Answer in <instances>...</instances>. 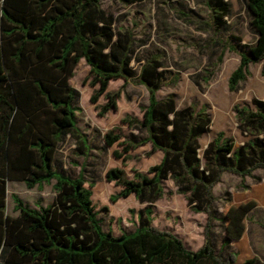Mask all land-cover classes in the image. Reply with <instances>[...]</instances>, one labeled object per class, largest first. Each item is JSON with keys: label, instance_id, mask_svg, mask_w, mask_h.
<instances>
[{"label": "trees", "instance_id": "trees-1", "mask_svg": "<svg viewBox=\"0 0 264 264\" xmlns=\"http://www.w3.org/2000/svg\"><path fill=\"white\" fill-rule=\"evenodd\" d=\"M207 6L215 29L224 28L231 15L229 1L208 0ZM248 9L257 41L240 53L230 92L241 89L252 64L264 61V0H248ZM136 51L134 34L116 28L102 0H0V264H264L251 251L247 236L250 213L264 207V186L244 185L227 201L220 219L214 193L225 174L245 180L264 170V100L254 99L253 108L234 107L247 142L238 147L220 132L201 154L200 139L212 126L207 110L196 105L179 109L174 95L159 100L158 93L170 84L162 59L152 56L137 71ZM82 60L91 69L93 86H100L93 103L119 79L143 85L149 94L143 120L124 119L144 137L124 150L151 143L163 153L161 162L132 180L119 168L106 176L122 188L112 202L135 195L148 205L139 212L133 233L115 236L104 230L93 201L96 183H88L82 169L77 178L56 169L68 137L75 141L78 156L90 152L77 125L80 94L71 85ZM119 97V92L107 93L102 114L116 109ZM104 139L113 146L120 136L108 133ZM52 180V204L31 208L13 194L18 215L7 213L9 181L23 182L31 190ZM166 181L173 182L193 212L207 216L204 244L196 251L174 233L152 226V206L172 194L164 188ZM217 221L226 233L223 246L233 247L228 254L215 247Z\"/></svg>", "mask_w": 264, "mask_h": 264}, {"label": "rangeland", "instance_id": "rangeland-1", "mask_svg": "<svg viewBox=\"0 0 264 264\" xmlns=\"http://www.w3.org/2000/svg\"><path fill=\"white\" fill-rule=\"evenodd\" d=\"M127 4L122 0H102V7L114 15L116 28H125L134 34L137 51L133 62L139 71L144 61L152 56H160L163 70L169 76L170 84L159 93L158 99L174 95L179 109L196 105L206 109L212 118L211 130L201 139V154L209 143L223 132L225 137L235 141L238 147L248 141L238 128L234 107L253 108V100H264V61L250 66L247 80L238 92L229 91L231 74L240 64V53L244 47L255 45L257 36L251 28V13L248 0H228L231 15L227 25L221 30L213 26L208 0H132ZM237 39H240L238 41ZM246 51V49H245ZM224 52L220 62L221 53ZM91 69L82 60L76 70L71 85L80 98L77 103V125L88 141L90 152L86 157L75 153L76 143L68 137L61 145L56 158V169L72 178H77L81 169L92 188L93 201L99 211V218L105 231L112 230L115 236L133 233L139 224L138 214L147 204H140L135 195L112 202L111 197L122 188L106 178L114 168L122 169L129 179L136 173L148 174L150 168L158 165L161 151H154L151 143L142 144L125 153L130 142L138 141L144 135L124 123L126 117L143 120V108L148 105V91L143 85L123 79L110 82L107 93H120L117 108L102 114L108 103L107 93L93 103L92 98L100 89L93 86ZM108 133L119 135L113 146H107ZM121 153L118 158L115 153ZM55 180L40 188L28 189L23 182H8L7 213L17 216L12 195H18L28 206L38 204L48 206L55 200L53 189ZM164 188L172 194L154 204L152 226L170 231L179 236L191 250H198L204 244V227L207 216L193 212L184 196L176 193L172 181L164 182ZM264 186V170L255 172V178L245 180L225 174L215 187L217 216L220 219L225 205L231 197L243 191V186ZM89 187V185H86ZM107 208L108 211L103 209ZM250 213L248 222V244L256 256L264 261V207ZM213 240L217 251L228 254L233 247H224L226 233L220 221L215 222Z\"/></svg>", "mask_w": 264, "mask_h": 264}, {"label": "crops", "instance_id": "crops-1", "mask_svg": "<svg viewBox=\"0 0 264 264\" xmlns=\"http://www.w3.org/2000/svg\"><path fill=\"white\" fill-rule=\"evenodd\" d=\"M255 210H259V209L257 208V209H255ZM255 210H253V211L256 212ZM253 211H252V213H254ZM263 212H264V211H263ZM258 258H259V257H258ZM259 259H260V258H259ZM262 261H263V260H262Z\"/></svg>", "mask_w": 264, "mask_h": 264}]
</instances>
